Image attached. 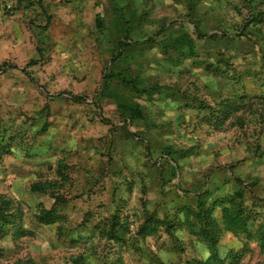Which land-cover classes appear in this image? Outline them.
I'll return each instance as SVG.
<instances>
[{
  "label": "rangeland",
  "instance_id": "374dc122",
  "mask_svg": "<svg viewBox=\"0 0 264 264\" xmlns=\"http://www.w3.org/2000/svg\"><path fill=\"white\" fill-rule=\"evenodd\" d=\"M0 264H264V0H0Z\"/></svg>",
  "mask_w": 264,
  "mask_h": 264
},
{
  "label": "trees",
  "instance_id": "16d2710c",
  "mask_svg": "<svg viewBox=\"0 0 264 264\" xmlns=\"http://www.w3.org/2000/svg\"><path fill=\"white\" fill-rule=\"evenodd\" d=\"M235 210L236 209L234 205H232L230 209L226 208L223 210L224 225L228 230L235 233L247 234V221L242 215L238 213V211L235 212ZM210 211L211 210L208 209L206 213H210ZM195 227L196 224L191 225L192 234L197 235L202 241L208 243L211 246V250L214 249V246L217 244L221 234V230L219 228L220 226L217 220L211 218L210 221L206 225L202 226L198 232L195 230Z\"/></svg>",
  "mask_w": 264,
  "mask_h": 264
}]
</instances>
